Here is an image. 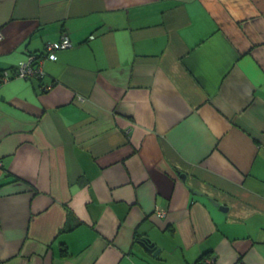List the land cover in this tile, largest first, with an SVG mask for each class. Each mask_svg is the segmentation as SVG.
I'll use <instances>...</instances> for the list:
<instances>
[{"label":"crops","instance_id":"crops-1","mask_svg":"<svg viewBox=\"0 0 264 264\" xmlns=\"http://www.w3.org/2000/svg\"><path fill=\"white\" fill-rule=\"evenodd\" d=\"M0 32V72L72 42L0 79V264H264V0H0Z\"/></svg>","mask_w":264,"mask_h":264},{"label":"built area","instance_id":"built-area-1","mask_svg":"<svg viewBox=\"0 0 264 264\" xmlns=\"http://www.w3.org/2000/svg\"><path fill=\"white\" fill-rule=\"evenodd\" d=\"M1 38H2V34L0 32V40H1ZM53 44L54 45H47V51L48 52H47V55L45 56L51 60H56V57L52 51V46L65 49V48H68L72 45L70 38L67 35H63L58 42H55ZM35 61H37V62H35ZM35 64H37V65L35 66ZM40 64H41V62L39 61V59L34 54L29 55L26 60H22L19 62L15 71H13V72L12 71L10 72V70L3 71L2 80L5 81L7 79L15 78V77H19V78L28 77V78H30L31 76H35V78H41L40 75L43 73V70H42ZM49 87H50L49 85H46L45 89H49ZM162 214L163 213H159L160 216ZM203 262H204V264H214L213 261L211 260V258H205L203 260ZM238 262H236V263L237 264H246V263L241 262V261H238Z\"/></svg>","mask_w":264,"mask_h":264},{"label":"trees","instance_id":"trees-1","mask_svg":"<svg viewBox=\"0 0 264 264\" xmlns=\"http://www.w3.org/2000/svg\"><path fill=\"white\" fill-rule=\"evenodd\" d=\"M65 49H67V48H65ZM63 50V49H62ZM45 52V53H44ZM47 47H45V49L41 52V53H43L45 56L47 55ZM35 54V53H33L36 57L37 56H40V55H42V54ZM51 60V59H50ZM35 62H37V61H35ZM39 64V63H38ZM37 64H35V66H36ZM41 66V65H40ZM16 70V67H14V68H12L11 70H10V72L12 71H15ZM2 71H5V69H3ZM14 74V73H13ZM30 78H32V77H30ZM66 210H67V220L70 218V216L71 217H73V215L72 214H70V211H69V209L68 208H66ZM67 223V222H66ZM80 225V221H76V223L75 224H73V226H70V225H65V226H63L61 229H59V232H58V234H60V233H62V232H68V231H70V230H72L73 228H75L76 226H79ZM137 239V238H136ZM141 238H138L137 240H140ZM144 240H146V239H144ZM60 245H61V250H60V254H62L63 256H66V255H69V253H68V251H67V246L64 244V243H60ZM208 255H210L208 252L207 253H205L204 255H203V260H204V258H205V256H208ZM202 259V258H201Z\"/></svg>","mask_w":264,"mask_h":264},{"label":"bare ground","instance_id":"bare-ground-1","mask_svg":"<svg viewBox=\"0 0 264 264\" xmlns=\"http://www.w3.org/2000/svg\"><path fill=\"white\" fill-rule=\"evenodd\" d=\"M59 41V40H58ZM58 41H55V42H58ZM71 41V40H70ZM55 42H50V43H48V45H54L53 43H55ZM71 44H72V42H71ZM72 46V45H71ZM70 46V47H71ZM69 48V47H68ZM58 50H62V48H60V47H54V46H52V51H53V53H54V55H55V57H56V59H57V55H56V52L58 51ZM19 64V63H18ZM18 66V65H17ZM2 76V71L0 72V77ZM44 76V71H43V73L40 75V77L42 78ZM32 78H35V76H31ZM202 264H204V262L202 261Z\"/></svg>","mask_w":264,"mask_h":264},{"label":"water","instance_id":"water-1","mask_svg":"<svg viewBox=\"0 0 264 264\" xmlns=\"http://www.w3.org/2000/svg\"><path fill=\"white\" fill-rule=\"evenodd\" d=\"M213 203H214L216 206H218L221 210H223V207H222V206H219V203H218V202L213 201ZM149 249H150V251H151L154 255H156V254L159 252V249H156L152 244L149 246Z\"/></svg>","mask_w":264,"mask_h":264},{"label":"rangeland","instance_id":"rangeland-1","mask_svg":"<svg viewBox=\"0 0 264 264\" xmlns=\"http://www.w3.org/2000/svg\"><path fill=\"white\" fill-rule=\"evenodd\" d=\"M17 67V66H16ZM2 73H3V71H2ZM0 79H1V81H4V80H2V76L0 77ZM6 81V80H5ZM45 87V86H44ZM219 206H222V205H219ZM202 261H203V256H202ZM238 262V261H237ZM242 262V261H241ZM239 263V262H238ZM234 264H237L236 262L234 263Z\"/></svg>","mask_w":264,"mask_h":264}]
</instances>
